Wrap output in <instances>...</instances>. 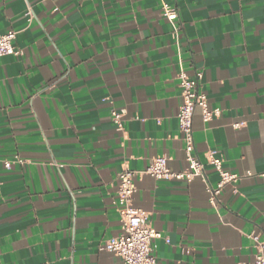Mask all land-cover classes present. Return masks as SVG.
Instances as JSON below:
<instances>
[{"label":"crops","instance_id":"1","mask_svg":"<svg viewBox=\"0 0 264 264\" xmlns=\"http://www.w3.org/2000/svg\"><path fill=\"white\" fill-rule=\"evenodd\" d=\"M0 0V264H122L102 249L120 232L119 173L137 170L134 203L150 213L156 264H252L264 241V0ZM201 71L220 116H193L199 178L155 179L166 155L187 168L179 73ZM113 110H125L122 129ZM235 122H244L234 127ZM22 160L21 161H19ZM11 165L6 166L5 162ZM251 172L254 175L248 176Z\"/></svg>","mask_w":264,"mask_h":264},{"label":"built area","instance_id":"2","mask_svg":"<svg viewBox=\"0 0 264 264\" xmlns=\"http://www.w3.org/2000/svg\"><path fill=\"white\" fill-rule=\"evenodd\" d=\"M161 4L160 15L174 24L179 20L180 14L177 6L171 0H159ZM17 32L8 30L0 33V57L6 55H20L21 51L15 45ZM203 77L201 71L194 75L185 70L179 73L182 103L179 107L177 117L179 126L184 134L185 153L187 168L181 171L173 170L168 164L166 155L156 156L151 159L145 173L155 179H186L188 181L199 178L205 185L209 193V202L212 206L220 205V195L228 184L240 182L243 175L225 170L222 160L211 152L209 162L213 164L220 174V180L214 186L211 184L206 170L205 162L195 152L193 116L195 109L200 107L203 121L208 122L216 116H220V108H212L208 96L200 90V80ZM125 110H113L112 118L119 129H122ZM244 122H235L234 127H241ZM22 162V160L19 159ZM6 166L11 162L6 161ZM140 172L125 167L118 175L117 193L114 198L119 221L120 232L107 239L102 246L103 250L111 252L122 258V264H156V257L153 253V239L163 237V233L157 231L151 223L150 213L138 208L135 203V193L137 191L136 178ZM248 176L254 175L251 172ZM264 176V173L259 174ZM256 241L257 251L252 264H264V241L259 240V236L252 234Z\"/></svg>","mask_w":264,"mask_h":264}]
</instances>
